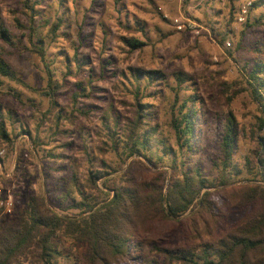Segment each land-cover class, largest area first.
Listing matches in <instances>:
<instances>
[{
	"label": "rangeland",
	"instance_id": "1",
	"mask_svg": "<svg viewBox=\"0 0 264 264\" xmlns=\"http://www.w3.org/2000/svg\"><path fill=\"white\" fill-rule=\"evenodd\" d=\"M247 2H256L257 6L250 8L246 20L241 21V10ZM261 2L33 0L36 9L32 12L25 7L24 0H0V22L9 34V41L0 36V53L27 86L1 79V113L8 132L16 140L14 148L0 144L3 159L0 188L4 196L11 195L14 210L25 209L29 199L35 196L43 198L48 208L58 215L77 217L78 211L70 209L71 200L66 201L63 193L68 191L75 174L79 184L87 178L91 156L106 160L112 170H116L110 179L122 186L121 177L133 160H128L125 165L122 149L114 151L110 148L106 126L113 125L112 119H118L119 125L123 126L134 116L137 84L130 76L133 68L161 70L169 78L167 84L152 87L142 79L140 86L144 102L156 106L155 124L159 125V138L171 148L177 146L169 125L170 104L178 91L175 75L181 72L189 78L178 92L180 102L198 96L197 108L201 115L193 141L194 153L184 159L187 169L201 168L204 176L217 177L214 165L219 161L226 117L233 112L241 130L240 148L234 164L242 174L228 187L232 192L237 187L253 184L247 181L252 176L245 167L246 159L258 148L256 136L264 133L256 128L261 113L248 86L247 68H252L256 60H264V5ZM58 18L65 24L57 30L55 22ZM178 19L184 26L182 31L177 28L175 21ZM125 38L139 40L146 46L132 50ZM43 46L48 52V62L36 53L37 48ZM46 64L51 65L55 81L63 86L57 96L64 115L69 116L75 108L85 114L76 113L73 124L67 121L62 125L61 130L68 134L61 132L54 136L52 124L43 126L39 130L41 146L35 149L27 135L18 134L22 128H36L41 113L49 108L48 100L34 92L47 88ZM80 81L87 91L79 90L77 84ZM10 90L20 95L24 105L8 95ZM236 91L241 93L229 101ZM79 92L84 95L75 106L74 95ZM107 112L111 118L106 121ZM9 113L14 114L13 120ZM33 136L36 137V132ZM49 151L57 158H49ZM149 168L152 176L166 172L161 180L167 187L172 171L161 166L150 165ZM112 184L115 185L114 181ZM99 187L103 188L102 182ZM251 210L235 213L230 210L224 221L225 228L236 227L251 214ZM193 216L194 212L183 216L180 223L154 222L149 226L151 231L144 233L142 238L166 249L188 248L192 244L189 229L193 226ZM146 247V252L151 250V245ZM63 248L73 252L74 256L85 252L84 247H73L69 242ZM151 260L146 264H151Z\"/></svg>",
	"mask_w": 264,
	"mask_h": 264
},
{
	"label": "trees",
	"instance_id": "2",
	"mask_svg": "<svg viewBox=\"0 0 264 264\" xmlns=\"http://www.w3.org/2000/svg\"><path fill=\"white\" fill-rule=\"evenodd\" d=\"M261 1L264 5V0ZM24 4L28 10L35 12L33 0H24ZM256 6V2L252 3L251 9ZM64 24V20L58 18L56 29ZM32 30L34 32L33 27ZM0 36L9 41L8 31L1 22ZM124 40L132 50H141L146 46L136 39ZM36 53L48 62V52L44 46L37 48ZM75 60L77 62V56ZM108 65L112 66V62L108 61ZM45 67L49 75L47 88L32 91L47 99L49 108L41 113V121L36 128H22L18 134L27 135L35 149L41 146L39 130L43 126L52 124L54 136L61 132L68 134V131L61 130L62 125L67 121L73 124L76 113L85 114L80 108H75L69 116L64 115L57 96L63 86L55 81L51 65L46 64ZM247 71L248 86L261 113L256 128L264 133V60H256ZM130 72L137 84L134 116L123 126L119 125L118 119H112L113 125L106 126L110 148L114 151L122 149L125 165L128 160H133L121 177L122 186H117L115 180L110 179L116 170H112L106 160L91 156L87 178L79 184V177L75 174L68 191L63 193L66 201L71 200L70 209L78 211L77 217L60 216L48 208L43 198L35 196L29 199L25 209H15L11 215L4 214L0 209V264H146L150 258L151 264H264V135L256 136L258 148L252 150L246 159L245 167L252 176L247 181L253 184L237 187L231 192L228 186L236 183V178L242 174L234 164L240 148L241 130L233 112L226 117L220 157L214 165L218 175L213 179L208 178L201 168L187 169L184 160L194 153L193 141L201 115L197 108L198 96L180 102L178 92L189 78L181 72L175 75L178 91L170 104L169 125L177 146L171 148L159 138V125L155 124L156 106L144 102L145 96L140 86L142 79L148 82V87L167 84V74L161 70L143 68H133ZM125 75L122 72V76ZM1 79L27 87L2 53L0 87L3 85ZM77 85L80 91H87L82 81ZM240 93L233 92L229 101ZM8 95L24 105L20 95L13 90L8 91ZM82 95L80 92L74 95L75 106ZM1 110L2 106L0 144L14 148L16 138L8 132ZM106 115L107 121L111 114L107 112ZM9 116L11 120L14 119L13 113H9ZM34 132L36 137L33 136ZM47 156L57 158L51 151ZM150 165L154 168L167 167L172 171L167 187L161 180L166 172L152 176ZM113 181L115 185L111 186ZM100 182L103 188L99 187ZM230 195L233 196L228 201ZM249 208L252 209L251 214L236 227L225 228L224 221L230 210L235 213ZM191 212H194L191 219L193 226L189 229L192 244L188 248L166 249L142 238L144 233L151 231L149 226L152 223H180V219ZM68 242L73 247H84V254L74 256L73 252L66 251L63 246ZM147 244L151 245L148 252L145 251Z\"/></svg>",
	"mask_w": 264,
	"mask_h": 264
},
{
	"label": "built area",
	"instance_id": "3",
	"mask_svg": "<svg viewBox=\"0 0 264 264\" xmlns=\"http://www.w3.org/2000/svg\"><path fill=\"white\" fill-rule=\"evenodd\" d=\"M251 7H252V2H247L246 4L243 5L241 10V17H240L241 21L246 20ZM175 22L178 30L182 31L184 29V26L181 24L180 20L178 19ZM0 209H2L3 213L6 215H11L14 211V205L11 195L4 196V192L2 191L1 188H0Z\"/></svg>",
	"mask_w": 264,
	"mask_h": 264
}]
</instances>
